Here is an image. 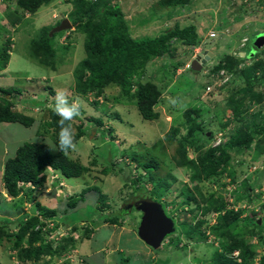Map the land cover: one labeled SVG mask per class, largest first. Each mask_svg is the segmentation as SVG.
I'll list each match as a JSON object with an SVG mask.
<instances>
[{"label": "rangeland", "instance_id": "374dc122", "mask_svg": "<svg viewBox=\"0 0 264 264\" xmlns=\"http://www.w3.org/2000/svg\"><path fill=\"white\" fill-rule=\"evenodd\" d=\"M156 2L157 0H112L111 4H120L135 38L157 36L171 29L176 23H180L181 26L195 23L198 26L199 44L194 46L175 43L178 48L177 56L175 58L167 56L157 61L155 69L158 68L159 84L163 86L162 82L170 83L172 80L173 85L170 83L168 89L164 88L161 102L156 107L161 112L160 118L148 120L143 118L134 102L116 103L112 106L114 100L107 101L102 98L99 99L100 103L96 104L93 95H89V100L76 95L73 71L78 62L86 56L84 34L81 32L71 29L57 33L56 45L68 47L64 58L59 61L57 70L40 64L31 56L29 52L31 38L40 32L42 27L55 26L63 18L68 17L73 8L72 3L68 0H57L41 7L35 14L26 13L21 24L11 26L5 15L8 2L0 0V23L8 25L9 30V32L4 30L0 34V45L9 36L12 39L14 37L10 71L0 72V87L22 89L13 93L18 97L13 109L37 119V122L29 127L20 123L11 122L8 125H6L8 122L0 123V200H3L0 203V218L7 215L11 221H14L8 226L10 229L18 226L17 220L22 214V208L27 212L32 211L31 202H28V195L25 193L16 199L8 196L2 181L5 161L7 157L14 156L17 148L25 142L41 141L45 138L51 140V134L45 132L41 124L50 118L56 93L64 92L69 99L77 100L82 105V109H85L81 114L86 123H90L87 116H101L106 122L104 127L90 124V130L87 129V133L82 138L75 140L77 150L69 154L74 160L89 166V172L73 178L61 175L59 184L54 185L60 172L56 174L49 170L45 182L37 186L32 193L43 205L58 209L60 219L58 221L61 226L50 233L48 240L57 242L69 234V224L78 225L80 228L74 232L75 237L85 238L84 243H78L76 250L54 257L51 264H67V262L68 264H123L122 262L124 264H217L215 255L222 240L213 232L216 225L214 213L207 214V218L201 217L205 220L202 229L209 233L208 240L193 239L189 242L188 227L182 222V216H176L177 231L170 235L167 244L154 249L138 235L141 211L135 208L129 212V209L131 201L139 196L149 195L150 189L155 185L166 183V180L172 182L168 192L170 198H173L172 195H177L176 192L185 184L192 186L190 170L178 167L173 161L177 143H170L166 139L167 132L174 126L179 127L181 132L186 134L184 112L187 108L200 110L199 119L208 130L213 131L212 139L216 133L223 131L222 144L229 140L231 134L241 124L239 119L234 118L229 100L232 86L237 85L236 91H238L243 83L239 73L228 71V77L231 78L227 81L230 82L227 87L223 79L219 80L218 77L210 82L211 84L215 82L212 91L207 92L206 86L212 79V74H216L214 67L219 64L221 58L228 54L242 55L248 38L251 37L250 43L254 47H260V41L264 36V0H191L186 6H178L172 14L167 10L156 12L154 7ZM261 48H264V45ZM245 50L249 51L250 45ZM210 52L214 55H210ZM206 54L210 59L202 70L194 71L190 67L187 68L188 62L191 64L195 57L200 55L203 57ZM179 59L187 63L175 70L174 64ZM252 63V60L241 61L238 69L251 66ZM175 85L179 87V92ZM255 85L256 90L263 89L258 83ZM118 91L119 88L107 90L111 95L117 94ZM23 98L27 100L33 98L32 105L38 104L37 110L33 108L31 110L29 107L32 105L23 103ZM257 111L264 114V100L260 104L252 105L243 116H249ZM116 112L120 117H114ZM109 126L115 129V136L114 133H107ZM72 127L76 133V123ZM4 150H7L5 155ZM253 155V149L232 150V165L236 171L235 181L232 183L233 179L228 175L222 176L220 181L225 182L227 186L224 194L244 195L242 182L248 179L254 190L250 194L251 197L247 196L244 199H251L252 202L243 200L240 204L229 206L236 211L239 205L246 203L250 207H255L256 216L262 217L264 216V153L259 159H255ZM150 159L158 160L159 167L147 169L140 164ZM103 167H106L107 171H104ZM170 174L175 176L176 180L172 179ZM93 186H99L101 192L107 196L105 204L109 209L105 212L124 223L102 224L96 229V233L86 238L81 236L83 233L81 229L84 227L81 220L93 214L95 217L105 214L98 209L99 203H94L93 196L97 193L91 188ZM219 186L217 182L211 183V181L202 184L207 196L214 191L219 193ZM83 191L86 193L84 201L79 202L75 209L72 208L68 199L74 195L79 197ZM150 196L155 200H161L156 194ZM176 203H180L179 199ZM249 215L253 216V213ZM251 229L259 233L262 230L264 234V221L262 224L251 226ZM185 242H188L187 246H180V243L182 245ZM252 242L256 245L260 244L258 237ZM8 244L10 245L5 241L0 247V264H44L47 259V256H42L37 263L31 261L23 263L18 259L16 250L7 247ZM258 249L262 252L264 246ZM125 258H128V263Z\"/></svg>", "mask_w": 264, "mask_h": 264}, {"label": "trees", "instance_id": "16d2710c", "mask_svg": "<svg viewBox=\"0 0 264 264\" xmlns=\"http://www.w3.org/2000/svg\"><path fill=\"white\" fill-rule=\"evenodd\" d=\"M4 1L8 2L5 15L9 24L14 26L22 23L26 13L35 14L41 7L48 6L57 0ZM190 1L157 0L154 7L156 12L167 10L169 14H172L178 6H186ZM68 2L72 3L73 7L68 15L74 26L72 31L84 34L86 52V56L78 62L73 71L76 95L87 100L90 98L89 95H93V101L96 104L100 103V98H105L107 101L114 100L112 106H115L116 103L128 104L131 102L132 104L134 102L143 118L158 120L161 112L156 107L161 102L164 88L168 89L172 80L170 83L162 82L163 86L159 84L158 68L155 69V65L158 60L167 56L170 58L177 56L178 48L175 43L180 42L194 46L199 44L198 26L195 23L183 26L176 23L171 29L163 31L157 36L135 38L119 3L111 4L112 0H68ZM11 4H13L12 7ZM53 27L54 25L42 27L40 32L31 38L29 52L40 64L57 70L59 61L64 58L68 47L56 45L57 33L50 36V30ZM0 28L9 32L8 25L0 23ZM250 41H252L251 37L247 39L243 48L245 56L228 54L221 58L214 70L217 72L221 68H225L231 73H239L243 82L238 91H236L237 85L232 86L229 97L234 118L239 119L241 123L237 130L231 134L229 140L217 148L209 147L213 131L209 136L208 132L211 130H208L203 121L199 119L200 110L191 107L184 112L186 134H183L176 126L166 134V139L170 143H177L173 154L175 165L191 172L190 180L193 183V188L185 184L180 190L184 197V203H195L203 211V217L209 212H217L213 232L222 240L215 255L217 264H264V249L262 252L257 250L264 246V234H262V230L259 233L255 229H251V226L258 225L255 208L251 207L248 214L242 217L244 209L240 208L235 211L230 207L233 203L237 204L240 201L248 200L244 198L251 197L253 187L249 184L248 179L243 180L242 186L244 184L243 193L245 194H230L234 198L231 202L227 193L224 194L227 187L225 182L220 181L224 175L232 178V183L235 181L236 171L232 165V150L244 148L250 151L253 149L255 159H259L264 153V114L257 111L249 116H243V113L252 105L260 104L264 100V48L254 47ZM13 44L12 37L9 36L0 45V69L8 64L11 52H13ZM249 45L250 50L246 51L245 48ZM246 60H252V65L239 70V62ZM186 63L179 59L174 64L175 70ZM228 83L230 82L225 83V87ZM257 83L263 89L256 90L255 84ZM175 86L179 92V87ZM109 88H119V91L117 94L111 95L107 92ZM16 91L19 92L21 89L0 87V123L12 122L27 127L32 126L37 122L34 116L13 109L17 102L13 95ZM7 95L9 96L7 97ZM71 101L69 99V102ZM83 110L85 109L81 107V111L84 113ZM114 115H116L114 117H120L118 112ZM82 116L81 114L71 122L72 125L74 123L77 125L75 140L82 138L87 133V129L90 130L89 127L92 123L102 127L106 125L101 116H87L90 123H86ZM58 121L59 117L51 110L50 118L41 124L45 132L51 134L50 139L53 142L58 139L60 127ZM106 131L115 134V129L112 126H109ZM135 158L133 157V159ZM140 164L149 169L158 168L160 163L156 159H150ZM103 168L104 171H107L106 167ZM49 170L56 174L60 172L55 180L57 182L54 183V185H58L62 176L66 178L81 177L90 171V167L74 160L70 155L64 156L59 151L49 150L44 140L23 143L17 148L14 156L7 157L4 164L2 181L8 196L11 199H16L25 193L28 195V202H31L32 212H27L22 208V214L17 220L18 226L13 229L8 227L14 222L9 216L5 215L0 218V247L4 245L5 241L9 242L10 245L8 244L7 247L16 250L18 259L23 263L28 261L37 263L42 256H47L44 264H51L54 257L67 254L70 249H75L80 242L72 233L68 234L57 246H54L53 241L48 240L50 233L61 226L58 221L60 220L58 209L43 205L32 193L37 186L45 182ZM170 175L172 179L176 180L175 176ZM206 181L217 182L220 185V192L214 191L207 196L202 188L203 182L206 183ZM171 183L166 180V183L155 185L149 190V195L139 196L135 200L152 197L150 194H156L159 198L164 197L170 192ZM91 188L97 193L96 196H93L94 203H99L98 209L105 212L109 209L105 204L107 196L101 192L99 186ZM85 194L83 191L79 197L78 195L71 196L68 199L69 205L75 209L79 202L84 201ZM256 195L260 196V194ZM135 200L131 201L130 205L133 206L130 207L129 212L135 209ZM250 200L248 201L252 202ZM2 201L0 200V203ZM120 209L122 208L120 207ZM94 212H96L95 209ZM250 213H253V216H250ZM81 223L84 225L83 236L91 237L102 224L122 225L124 222L105 212L97 217L93 214L89 218H83ZM204 223V218L195 224L186 223L189 242L193 239L197 241L208 239L206 231L202 229ZM69 225H72V232L80 229L78 225ZM256 235L260 241L259 245L252 243V239ZM187 245L188 242L182 243V245L180 243V246ZM236 250L239 251L238 256L234 255ZM125 261L128 263V258H125ZM122 263L124 264V262Z\"/></svg>", "mask_w": 264, "mask_h": 264}, {"label": "clouds", "instance_id": "9594fccd", "mask_svg": "<svg viewBox=\"0 0 264 264\" xmlns=\"http://www.w3.org/2000/svg\"><path fill=\"white\" fill-rule=\"evenodd\" d=\"M64 19V18H63ZM60 23V22H59ZM58 23V24H59ZM57 25V24H56ZM73 29H74V26H73ZM71 30V29H70ZM67 31V30H66ZM14 39V37H13ZM12 39V40H13ZM2 44V43H1ZM245 46V45H244ZM12 54V52H11ZM246 54V53H245ZM204 57V56H203ZM243 57V56H242ZM196 58V57H195ZM9 63V62H8ZM186 65V64H185ZM184 65V66H185ZM204 66V65H203ZM191 68V64L188 62L187 63V68ZM181 68V67H180ZM179 69V68H178ZM215 69V67H214ZM223 69V68H221ZM225 69V68H224ZM227 70V69H226ZM219 70L217 72H215L216 74H218ZM231 73V72H230ZM233 75V74H232ZM211 80H209L208 83H210ZM20 89V88H19ZM22 90V89H21ZM75 92V91H74ZM16 99L18 100V97L15 96ZM24 100H27L25 98H23ZM99 99V98H98ZM102 99V98H100ZM30 102H32V98L29 99ZM27 100V101H29ZM33 103V102H32ZM174 103V102H173ZM17 104V103H16ZM16 106V105H15ZM81 107L82 105L77 101V100H72L71 102H69V99L67 97V95L64 93V92H57L56 93V96H55V103H54V106H53V112L59 117V133H58V139L56 142H53L47 138H45L44 140V143L48 146L49 150L51 151H59L60 153H62L64 156H68L70 152H75L77 150V144L75 142V133L73 131V127H72V121L80 116L81 114ZM31 110L32 108L34 110H37V105H32V107H29ZM21 112V111H20ZM222 131V130H221ZM212 133V131H209ZM208 132V133H209ZM220 132V131H219ZM217 134V133H216ZM216 134L214 135V138L216 136ZM211 135V134H210ZM209 135V136H210ZM115 136V134H114ZM214 138L212 139V142L209 143V147H213L212 143H213V140ZM223 145L222 143L218 146H221ZM218 146L216 147H213V148H217ZM193 152V151H191ZM158 161V160H157ZM191 182V180H190ZM208 182V181H206ZM205 183V182H203ZM192 186H193V183L191 182ZM189 185V184H187ZM192 186H190L191 188H193ZM176 192V191H175ZM177 195H172L173 198H170V196L168 195H165L164 197L162 196L161 197V200L158 201V200H155L154 198L152 197H143V198H151L153 199L154 201L156 202H159L163 205L164 209H165V212L167 213L168 216L172 217L175 221L176 220V216H182L181 220L182 222H185V223H191V224H195L197 223L201 217H203V211L201 209H199V207H197V205L193 202H191V204H187V203H184V197L181 195L180 193V190H178L177 192ZM231 193H229V200L232 202L234 200V198L230 195ZM178 197V198H177ZM142 199V198H140ZM179 199L180 203H176V201ZM139 200V199H138ZM137 201V200H136ZM135 201V202H136ZM166 202V203H165ZM241 202H238L237 204H240ZM167 204V205H166ZM235 205V203H233ZM246 204V203H244ZM166 205V206H165ZM251 207H254V206H251ZM251 207L249 208H246V207H243L242 205H239L238 208H236V210L242 208L245 210L244 214L242 215V217L246 216L248 214V210L251 209ZM255 208V207H254ZM192 209H195L194 211H191ZM167 211H169L171 214H169ZM211 213V212H209ZM208 213V214H209ZM212 213L215 214L214 217L217 216V212H213ZM255 214H257L256 212V209H255ZM207 215V214H206ZM207 218V216H205ZM256 218L259 219H263V216L262 217H258V216H255ZM197 219V221L195 220ZM193 220V221H192ZM264 221V219H263ZM65 225V224H64ZM83 225V223H82ZM116 225V224H115ZM139 225V224H138ZM176 225H177V222H176ZM66 226V225H65ZM70 226V230L68 231L69 234H73V236L75 237V234L74 232L75 231H71V227L72 225H68ZM83 231V233L81 234V236L84 235V230L81 229ZM78 231V230H77ZM206 231V230H205ZM206 235L208 236L209 238V233L206 232ZM68 234L64 237H62L59 241L55 242L53 241V244L54 246H57L65 237H67ZM170 237L167 236L165 238V240L162 242L161 246L165 245L168 243V238ZM258 237L257 235L253 237L256 238ZM78 241L80 242H83L84 243V239H80V238H77L75 237ZM87 238V237H86ZM252 239V240H253ZM208 240V239H207ZM145 242V241H144ZM79 243V242H78ZM253 243V242H252ZM147 244V243H146ZM77 249V246L75 249H70L68 252H71L73 250H76ZM238 251V250H236ZM234 251V255H235V252ZM260 252V250H258ZM239 252V251H238ZM239 254V253H238ZM236 256V255H235ZM238 256V255H237ZM91 262V261H89ZM91 264V263H90Z\"/></svg>", "mask_w": 264, "mask_h": 264}, {"label": "water", "instance_id": "95a60500", "mask_svg": "<svg viewBox=\"0 0 264 264\" xmlns=\"http://www.w3.org/2000/svg\"><path fill=\"white\" fill-rule=\"evenodd\" d=\"M73 29L71 20L66 17L60 21L59 24L55 25L51 31L50 36L54 33ZM264 45V36L260 41V47ZM210 55H214L210 52ZM241 56H245V52H242ZM210 59L209 55H202L193 59L191 63V69L194 71H200L203 65ZM211 132L208 133L210 135ZM135 208L141 211V220L138 225V235L145 241L149 246L154 249L161 247L162 242L165 238L177 231L176 221L167 215L163 205L159 202L154 201L151 198H142L135 202ZM133 206V205H132ZM130 205V207H132ZM263 219L258 220V224H262Z\"/></svg>", "mask_w": 264, "mask_h": 264}, {"label": "built area", "instance_id": "2783aa9c", "mask_svg": "<svg viewBox=\"0 0 264 264\" xmlns=\"http://www.w3.org/2000/svg\"><path fill=\"white\" fill-rule=\"evenodd\" d=\"M216 77H218L219 80H222V79H223V83H224V82L226 83V82H227L228 80H230V78H231V77H230V78L228 77V70H226V69H224V68H223V69H220L219 72H218V74H212V79H211V81H212V80H215ZM211 81H210V82H211ZM214 84H215V82H214ZM214 84L208 83L207 86H206V91H207V92L212 91V90H213V87H214ZM223 139H224V133H223V131L218 132V133L216 134L214 140H213V143H212L213 147H216V146L220 145V144L222 143ZM242 206H243V207H246V208H249V207H250V206H248V204H243ZM238 253H239V252L236 251V252H235V255L237 256Z\"/></svg>", "mask_w": 264, "mask_h": 264}, {"label": "crops", "instance_id": "0c3cea01", "mask_svg": "<svg viewBox=\"0 0 264 264\" xmlns=\"http://www.w3.org/2000/svg\"><path fill=\"white\" fill-rule=\"evenodd\" d=\"M3 25V24H2ZM2 31H4V30H2L1 28H0V34L2 33ZM12 54H11V58H10V60H9V63L5 66V67H2V70L0 71L1 73H6V72H8V71H10V67H11V61H12ZM33 99V98H32ZM23 103H28V104H30V105H32V102H30V100L29 101H27V100H24L23 99V101H22ZM2 124H4V123H6V122H1ZM9 124V122L8 123H6V125H8ZM2 140H4V138H1ZM6 152H7V150H4V155L6 154ZM8 154V153H7Z\"/></svg>", "mask_w": 264, "mask_h": 264}, {"label": "flooded vegetation", "instance_id": "af4514ba", "mask_svg": "<svg viewBox=\"0 0 264 264\" xmlns=\"http://www.w3.org/2000/svg\"><path fill=\"white\" fill-rule=\"evenodd\" d=\"M136 201V200H135Z\"/></svg>", "mask_w": 264, "mask_h": 264}]
</instances>
